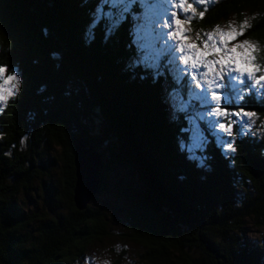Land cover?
<instances>
[{
	"label": "trees",
	"instance_id": "trees-1",
	"mask_svg": "<svg viewBox=\"0 0 264 264\" xmlns=\"http://www.w3.org/2000/svg\"><path fill=\"white\" fill-rule=\"evenodd\" d=\"M103 2L0 0V67L19 78L0 110V264H71L111 237L115 219L120 239L143 249L135 264H264L247 241L248 222L264 225V90L221 102L257 119V133L234 126L225 154L207 123L191 116L201 111L186 94L191 84L163 63L125 68L140 58L137 5L123 8L112 28L111 18L93 23ZM195 9L190 28L200 35L247 20L244 38L264 65V0ZM172 90L181 101L169 110ZM196 122L207 135L197 152L186 148ZM77 138L102 154L98 192L114 195L113 210L94 199L75 208Z\"/></svg>",
	"mask_w": 264,
	"mask_h": 264
},
{
	"label": "rangeland",
	"instance_id": "rangeland-1",
	"mask_svg": "<svg viewBox=\"0 0 264 264\" xmlns=\"http://www.w3.org/2000/svg\"><path fill=\"white\" fill-rule=\"evenodd\" d=\"M220 1L222 0H205V3H199L198 0H187L194 8L214 5ZM178 2L179 0H104L103 4L99 6L93 23L95 24L101 18H111L113 23H110V25L112 28H115L123 17L121 13H126V11H122L123 8L129 9L133 4L137 5L138 14L132 16V34L135 38L134 44L137 47L140 58L138 61L129 59L124 64L125 68L130 65L136 67L139 64H144L145 67L158 70L162 67L163 63L170 70L175 80L178 81L179 78H184L187 84L192 85L186 91V94L195 100L198 103V107L201 108V111H198L195 116H191L197 120H204L207 123V127H210L211 132L217 137V144L222 147V151L225 154H228L232 151L231 145L234 126H237L241 130V133H252L253 131L257 133V119L254 115L245 113L240 115L239 113L234 114L229 112L226 117H217L214 113L216 109L222 108L221 102L227 99V93L232 92L234 96H239L248 90V88L257 92H263L264 73L252 82L247 76L240 78L239 74L232 72L231 69H225V76L223 80H220L216 77L215 72L209 74L207 67L202 66L206 63H211L215 67L216 60L197 62L194 68L186 67L183 62V57L185 55H191V53L180 50V46L177 44L175 38L171 36L169 24L172 22L173 11L177 12L178 18L188 21L194 18L195 12L185 13L182 9L174 8L173 5ZM231 23L236 25L233 20L229 19L226 22H222L218 27L208 30L201 35L193 33L190 24L186 28L189 36L192 38V42L195 43L198 38L203 39L207 33L215 29L222 28L226 30L227 26ZM241 47L245 48L249 52V55H251L252 51H255L246 40ZM169 94L168 99H166L168 109L170 110L172 107L177 108V105L181 101L180 94L175 90H172ZM5 95L7 93L3 91V82L1 81L0 110L8 101L4 100ZM217 95L221 96L220 101L213 99ZM191 116L189 117L190 119H192ZM197 124L196 122L195 130L190 133V143L186 147L187 150L195 152L205 149L207 139L206 133H203ZM225 124L228 127L222 128ZM94 200L95 207L99 206V208L105 209L109 207L113 210L115 206L119 205V202L113 194L101 191L95 195ZM119 201L121 200L119 199ZM28 207L32 208V206ZM248 223L247 241L252 246L259 247L260 251L264 254V225L259 226L251 222ZM120 228L121 225L119 222H116V219L111 220V237L87 247L82 257L74 260L71 264L137 263V259L143 253V249L130 241L120 239Z\"/></svg>",
	"mask_w": 264,
	"mask_h": 264
},
{
	"label": "snow or ice",
	"instance_id": "snow-or-ice-1",
	"mask_svg": "<svg viewBox=\"0 0 264 264\" xmlns=\"http://www.w3.org/2000/svg\"><path fill=\"white\" fill-rule=\"evenodd\" d=\"M198 2L205 3V0H198ZM173 7L182 9L185 13L196 11L194 6L188 3L187 0H179ZM199 15L203 17L204 13L200 12ZM190 23L191 21L178 18L177 12H172V22L169 24L171 36L175 38L182 52L191 53V55L183 57L186 67L194 68L197 62L216 60L215 67L211 63H206L202 66L207 67L209 74L215 72L216 77L220 80H223L225 76V69H231L232 72L239 74L240 78L247 76L252 82L260 76L264 65L257 63L255 51H252L251 55H249V52L241 47L245 41L244 37L247 34V30L251 27L247 20L240 22L238 26L231 23L226 30L222 28L215 29L207 33L203 39L198 38L195 43L192 42V38L186 28ZM249 44L252 49L258 47L253 41H249ZM0 81L3 82V91L7 93L4 96V100L7 101L11 98L14 91L19 89V78L15 74L9 75L7 68L0 67ZM213 99L220 101L221 96H214ZM228 113L227 109L218 108L214 115L226 117ZM244 113L247 112L239 114L243 115ZM227 127V124L222 126V128Z\"/></svg>",
	"mask_w": 264,
	"mask_h": 264
},
{
	"label": "water",
	"instance_id": "water-1",
	"mask_svg": "<svg viewBox=\"0 0 264 264\" xmlns=\"http://www.w3.org/2000/svg\"><path fill=\"white\" fill-rule=\"evenodd\" d=\"M73 166V204L78 211H83L99 191V179L103 170L102 154L85 138H77L74 144Z\"/></svg>",
	"mask_w": 264,
	"mask_h": 264
}]
</instances>
